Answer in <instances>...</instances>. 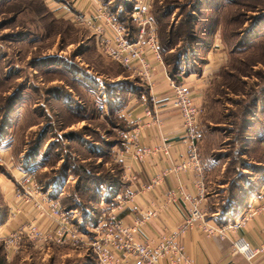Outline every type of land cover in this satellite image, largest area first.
Segmentation results:
<instances>
[{"label":"rangeland","instance_id":"obj_1","mask_svg":"<svg viewBox=\"0 0 264 264\" xmlns=\"http://www.w3.org/2000/svg\"><path fill=\"white\" fill-rule=\"evenodd\" d=\"M47 2L0 0V146L12 145V159L36 177L40 187L60 185L66 197L62 207H73L68 216L88 235L84 230L95 233L94 220L127 193L122 187V152L133 126L128 105L147 93L148 85L101 51L93 29L66 17L62 9H50ZM151 8L161 47L165 40L178 45L163 55L171 64L186 58L188 69L193 66L189 61L198 57L195 47L207 45L211 36L219 39L227 59L207 87L198 153L205 179L216 158L224 157L219 160L223 181L232 184L241 176L243 182V174L250 172L244 169L247 135L257 131L255 126L260 131L264 127V0H154ZM248 118L254 132L247 129ZM70 132L77 135L69 137ZM40 137L35 155L33 146ZM108 147L112 149L104 155ZM6 168L0 159V174L11 178ZM108 174L115 178L113 192L99 187ZM95 176L100 181L90 190L93 208L83 215L75 206L87 203L92 194L77 189V182L85 179L82 184L88 185ZM5 204L0 188V264H98L91 248L53 243L39 249L26 236L12 246L9 232L2 229L18 226L3 225Z\"/></svg>","mask_w":264,"mask_h":264},{"label":"crops","instance_id":"obj_2","mask_svg":"<svg viewBox=\"0 0 264 264\" xmlns=\"http://www.w3.org/2000/svg\"><path fill=\"white\" fill-rule=\"evenodd\" d=\"M47 1L50 9L64 8L63 12L69 18L75 13L90 16L97 7L106 5L102 0ZM218 41L211 36L207 45L203 43L202 47L193 49L198 57L189 61V64H193L192 69H186L188 60L182 58L181 61L179 57L181 69L177 75L178 80L189 85L191 96L198 104L205 101L213 75L227 59ZM153 66V80L147 87V93L132 99L128 105L129 123H147L139 140L151 152L137 160L122 155V172L126 174L132 171L135 178L131 181L124 179L122 183L125 192L132 193L134 198L123 205L119 216L128 225L135 224V221L141 222L137 234L144 241L158 243L168 235L175 236L194 264H248L244 256L232 251L230 239L210 234L202 220L190 224L187 218L195 203H198L206 212L205 220L209 225L235 226L228 234L229 237L243 236L252 246L264 242V209L261 207L264 204V127L260 131L255 126L257 131L252 130L254 133L247 135L249 140L244 145L243 153L248 163L244 169L250 172L243 182H239L240 188H231L230 181H223L224 164L219 160L224 157H220L216 158L208 177L203 178L205 190L200 192L197 186L200 176L194 169H174L188 156L183 117L171 105L174 79L165 59L162 62L153 59ZM148 110L151 114H147ZM0 159L7 165V175L11 176L0 174V188L5 194L4 207L7 209L3 225L20 226L24 219H30L37 213L32 202L24 196L25 191L31 189L37 180L12 159L11 144L0 146ZM53 187L40 188L49 198L60 200L64 191L60 185L55 189ZM187 195L192 199L185 198ZM250 211L253 215H249ZM39 222L49 233L60 228L59 224L48 217H41ZM2 230L9 232L7 228ZM114 255L118 262L120 254L115 252ZM119 264H134V261L129 259ZM159 264L170 263L163 259ZM256 264H264V258L259 257Z\"/></svg>","mask_w":264,"mask_h":264},{"label":"built area","instance_id":"obj_3","mask_svg":"<svg viewBox=\"0 0 264 264\" xmlns=\"http://www.w3.org/2000/svg\"><path fill=\"white\" fill-rule=\"evenodd\" d=\"M132 1L134 10L131 17L138 27L134 40L128 39L126 27L106 5L97 7L90 16L75 13L72 17L77 24H84L95 31L98 45L107 57L129 69L131 68L149 86L153 80V59L161 62L164 59L157 24L151 16L154 0ZM172 88L174 89V96L171 105L182 114L185 138L188 142L187 159L181 165L175 166L174 169H194L200 176L197 186L200 192H204L203 167L198 153L202 135L199 118L203 113L204 106L195 102L188 84H178L172 80ZM147 114H151V112L148 110ZM146 125L147 123L143 122L133 124L128 136L129 143L122 152L124 157L128 156L137 160L151 152V149L142 146L139 140V135ZM134 178L135 175L132 171H127L124 174V179L131 181ZM25 192L26 195L24 196L32 202L37 213L30 219H24L17 229L9 231L8 235L12 246H18L20 239L26 236L34 241L39 249H44L47 244L53 243L91 248L98 264H119L129 259H132L134 264H159L163 259H167L170 264H194L175 236L168 235L158 243L147 242L139 238L137 234L141 222L135 221L133 225L123 222L119 216V210L126 202L134 198L132 193L127 192L118 201V205L103 212L99 224L94 228V238H89L87 234L80 233L75 227L68 216V212L62 207L61 201L49 198L41 190L38 183L35 182L33 187ZM185 198L192 199L190 195L185 196ZM261 207L264 209V204ZM205 215L204 209L195 203L187 218L188 223L202 220L205 224L204 228L210 234H218L221 238L230 239L232 251L244 256L248 264H256L259 257L264 258V242L258 246H252L243 236L229 237L228 234L233 231L234 225L211 226L205 220ZM249 215H253V212L250 211ZM41 217L53 219L60 225V228L53 233L45 231L44 227L39 224ZM115 252L120 254L118 262L115 261Z\"/></svg>","mask_w":264,"mask_h":264},{"label":"trees","instance_id":"obj_4","mask_svg":"<svg viewBox=\"0 0 264 264\" xmlns=\"http://www.w3.org/2000/svg\"><path fill=\"white\" fill-rule=\"evenodd\" d=\"M57 1H62V0H57ZM63 1H67V0H63ZM103 2H104V4H106V6L108 7V9H110V11L111 12H113L115 15H116V17H117V19L122 23V25H124L125 27H126V29H127V33H128V39H130V40H134V37H135V35H136V33H137V31H138V27H137V25L134 23V21H133V19H132V17H131V13L133 12V10H134V4H133V1L131 2L132 4H129L128 3V5H127V7H126V5L125 6H120L121 4H116V5H113L112 4V0H102ZM171 35H173V37L175 38V36H176V34H174V32L173 31H171ZM167 39V38H166ZM172 40H173V38H171ZM166 41H167V43H166ZM165 42V45L163 44V47H161V52H162V55H166V54H169V53H171L172 51H174L176 48H177V44H174V41H168V40H165L164 41ZM162 44V43H161ZM191 49V48H190ZM172 56H174V54L172 55ZM177 57H178V55H176ZM164 57V56H163ZM179 58V57H178ZM164 59H165V62H166V64L168 65V68H169V73L171 74V77L174 79V81L176 82V83H181L179 80H178V72H179V70L181 69V61L180 60H176V63L175 64H171L170 62H169V60L168 59H166V57H164ZM256 107H257V105H256ZM254 114V113H253ZM253 117V116H252ZM248 120L250 121V124L247 126V129L249 130H251L252 131V126L254 125V123H253V121H251L250 120V118H248ZM3 126V125H2ZM4 131V127H2V128H0V132H3ZM248 132V131H247ZM76 133L75 132H70L68 135H69V137H71V136H74ZM77 135V134H76ZM41 139V137L40 138H38L37 139V141H35V144H34V146H33V154H38V151H39V147H40V140ZM113 145H115V144H112L111 146H113ZM109 146V145H108ZM111 149H112V147H108V149L107 150H104V155H106V154H109V152L111 151ZM243 150H244V148H243ZM32 153V152H31ZM30 153V154H31ZM244 154V153H243ZM245 161V160H244ZM68 164H69V162L67 161V163L66 164H64L63 165V168H66L67 166H68ZM79 170V171H78ZM84 170H85V168H83L82 169V172L84 173ZM75 171H78L77 172V174L79 175V177H81V171H80V169H78L77 168V170L75 169ZM89 174V173H88ZM244 175V177H246V175L245 174H243ZM105 180L104 181H100V178L99 177H97V176H95V177H93L92 179H90V180H88L87 181V183L89 182V184L87 185H84V184H82L83 182H84V180L83 179H81L80 178V180H78V182H77V186H76V188L77 189H80V188H84V191H86V192H90V190H92L93 189V184H96V183H98L99 181H100V183H99V187L101 188L102 187V189L104 190L105 188L107 189V190H111L112 192L114 191V185H115V178L114 177H112L111 176V174H108V177H106V176H102ZM238 180L240 181L241 180V176H240V178H238ZM106 181V182H105ZM239 181L238 182H233V183H235V188H240V185H239ZM232 183V184H233ZM231 184V185H232ZM82 185V186H81ZM109 190V191H110ZM91 193V192H90ZM92 194V196H91V198H88L87 199V203H85V204H82V203H80V201L79 202H77V204H76V206H75V209H78V210H80L81 212H82V214L83 215H85L86 213H88V212H91V210H92V208L93 207H91L90 206V204H91V200H92V198L94 197V194L93 193H91ZM94 199H95V197H94ZM60 200H61V203L62 204H65V200H66V197H61L60 198ZM106 200L109 202V203H112L114 200H112V202H111V200H109V198H106ZM96 200H93V202H95ZM92 202V203H93ZM64 208V207H63ZM65 210L68 212V211H72L73 210V207H70V208H68V209H66L65 208ZM101 216V215H100ZM99 222H100V217L98 218V219H95L94 220V225H93V227L96 225H98L99 224ZM84 231H87L88 232V234L92 237V238H94V236H95V233H92L89 229L87 230V228H86V230H84ZM90 231V232H89Z\"/></svg>","mask_w":264,"mask_h":264}]
</instances>
